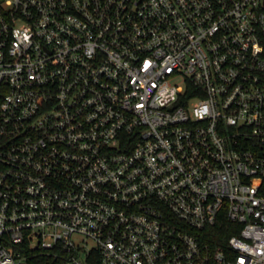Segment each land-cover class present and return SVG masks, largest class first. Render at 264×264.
I'll use <instances>...</instances> for the list:
<instances>
[{"label":"built area","instance_id":"built-area-1","mask_svg":"<svg viewBox=\"0 0 264 264\" xmlns=\"http://www.w3.org/2000/svg\"><path fill=\"white\" fill-rule=\"evenodd\" d=\"M0 264H264V0H0Z\"/></svg>","mask_w":264,"mask_h":264},{"label":"trees","instance_id":"trees-1","mask_svg":"<svg viewBox=\"0 0 264 264\" xmlns=\"http://www.w3.org/2000/svg\"><path fill=\"white\" fill-rule=\"evenodd\" d=\"M226 234V233H225ZM229 235V233L228 234H226L225 236H228Z\"/></svg>","mask_w":264,"mask_h":264}]
</instances>
